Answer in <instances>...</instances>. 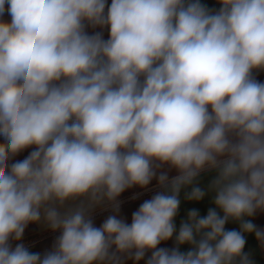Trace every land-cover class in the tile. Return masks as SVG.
Wrapping results in <instances>:
<instances>
[{
    "label": "clouds",
    "instance_id": "clouds-1",
    "mask_svg": "<svg viewBox=\"0 0 264 264\" xmlns=\"http://www.w3.org/2000/svg\"><path fill=\"white\" fill-rule=\"evenodd\" d=\"M7 3L0 264H121L118 253L139 261L149 250L147 264H252L243 233L264 242L244 219L264 210V83L252 76L264 69V0H219L215 14L198 0H111L106 16V0ZM84 21L109 26V39L89 36ZM164 164L179 174L170 184L158 176L166 191L144 201L130 224L110 215L94 226L90 208L146 187ZM205 168L218 173L210 189L223 216L190 210L176 243L194 247L158 248L176 233L181 189ZM204 196L199 186L186 193ZM41 219L62 230L54 250L41 257L23 244L12 249L10 238ZM229 219L240 231L225 229Z\"/></svg>",
    "mask_w": 264,
    "mask_h": 264
},
{
    "label": "crops",
    "instance_id": "crops-1",
    "mask_svg": "<svg viewBox=\"0 0 264 264\" xmlns=\"http://www.w3.org/2000/svg\"><path fill=\"white\" fill-rule=\"evenodd\" d=\"M197 2V0H184L185 6L188 3ZM198 2L205 6L207 10L215 14L221 8V4L219 0H198ZM111 4V0H106L105 7V16L107 15L108 7ZM9 5L5 3V11L2 16H0V21L2 22H11V15L8 12ZM85 32L89 35H96L99 33L103 40H108L110 37V28L107 25L93 26L87 21H84ZM253 78L260 82L264 83V69H254L252 71ZM141 82L144 77H140ZM209 111L211 109L209 108ZM71 123V121H70ZM234 139V138H233ZM6 139L3 135H0V143H6ZM36 146H30L17 155L10 157L8 164L9 166L15 162L22 161L27 158L30 153L35 150ZM223 159V158H222ZM161 173H166L168 176V184H170L172 178L176 177L179 173L175 168H171L169 165L164 164L156 170V177H154L149 185L146 187L133 186L131 188L123 191L117 198L115 202H109L105 200L104 202L97 204L96 206L90 208L87 212V216L93 221L95 227H100L104 221L110 215H117L118 218L124 220L126 223L130 224L132 221V214L138 210L140 205L146 201L151 199L157 193L165 192L166 187L161 186L158 181V176ZM218 173L215 169L205 168L200 172L196 180L193 182V185L186 186L181 189L179 194L180 206L176 217L174 218V224L176 226V233H174L173 237L167 241H162L157 247L158 248H166L173 249L179 247L181 252L186 253L191 250L194 246L188 243L183 245H177L176 243V234H178L179 228L182 222H186L188 220V213L190 210L196 209L201 217L207 215L209 209L215 208L216 211L223 216L222 210L216 207L214 204L215 192L210 189V185L213 180L217 177ZM193 186H199L202 190L205 191V196L199 200H188L186 199V193L191 192ZM81 199H77L74 201L66 202L64 209L70 207H76L81 203ZM119 208V211H116V208ZM245 220H251V222L256 226L257 230L264 231V210H257L255 215L252 217H245ZM226 230H237L240 231V222L229 219L225 224ZM62 230L56 229L53 230L44 222L43 219L39 222H30L24 230L22 238L17 241L12 238L9 240V244L11 248H15L17 244H25L34 241V244L27 247L30 252L39 253L41 257H43L46 253L54 250L56 241L58 237L61 235ZM246 239V244L244 246L243 251L248 254L249 259L252 264H264V242H261L257 239L255 232L252 233H243ZM197 240L200 239V236L196 237ZM111 251H115V247L111 249ZM152 251L149 250L145 253L144 258L139 261H136L132 258H129L128 254H117L121 261V264H147V260L151 257ZM237 264L239 262L237 261Z\"/></svg>",
    "mask_w": 264,
    "mask_h": 264
},
{
    "label": "built area",
    "instance_id": "built-area-1",
    "mask_svg": "<svg viewBox=\"0 0 264 264\" xmlns=\"http://www.w3.org/2000/svg\"><path fill=\"white\" fill-rule=\"evenodd\" d=\"M33 244H34V241L29 242V243H25V244H23V245L25 246V248H27V247H29V246H31V245H33ZM12 249H14V248H12Z\"/></svg>",
    "mask_w": 264,
    "mask_h": 264
}]
</instances>
